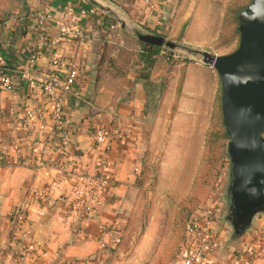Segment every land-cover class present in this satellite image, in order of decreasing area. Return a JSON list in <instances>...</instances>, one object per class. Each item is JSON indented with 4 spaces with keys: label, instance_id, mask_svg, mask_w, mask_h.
<instances>
[{
    "label": "crops",
    "instance_id": "0c3cea01",
    "mask_svg": "<svg viewBox=\"0 0 264 264\" xmlns=\"http://www.w3.org/2000/svg\"><path fill=\"white\" fill-rule=\"evenodd\" d=\"M191 1L153 0L151 7L144 8L142 0H0V56L13 79L11 90L0 91V157L5 160L0 166V264H19L16 247L10 241L13 222L9 215L16 208L25 213L20 241L46 244L44 253L32 257L29 264H60L65 260L103 264L108 252L98 245L102 227L116 225L120 232L114 235L118 239L122 227L125 229L138 214L139 172L134 168L142 169L146 156L156 155L161 148L181 72V96L162 166L163 177L168 164L181 168L182 179L170 181L176 191L185 192L181 198L188 193L201 162L217 98V73L205 65L170 59L161 50L144 76L126 60V54L143 49L138 34L187 43L191 26L182 35L181 30ZM67 4L76 9L80 35H69L54 47L52 41L59 35ZM92 7L97 9L94 16H81L80 9ZM44 10L51 12L52 19L43 31L47 36L44 49L30 65L40 84L30 88L14 71L26 65L41 44L36 15ZM113 23L117 29L108 36ZM131 26L138 29L135 34ZM55 55L62 59V79L73 56L77 55L81 64L78 82L63 96L62 128L70 134L65 155L59 150L58 138H46L59 127L51 120L52 101L42 90V83L53 75L50 62ZM58 93L59 89L55 90V95ZM29 108L39 110L40 115L25 128L22 120ZM99 125H110L114 130L105 169L113 183L94 199L92 213L68 215L75 179L68 174L58 176L55 165L63 163L67 172L79 167L94 173L104 158L92 138L93 129ZM35 141L40 143L35 146ZM23 159L28 164H21ZM40 162L46 164L41 166ZM186 174L189 184L182 190Z\"/></svg>",
    "mask_w": 264,
    "mask_h": 264
},
{
    "label": "rangeland",
    "instance_id": "374dc122",
    "mask_svg": "<svg viewBox=\"0 0 264 264\" xmlns=\"http://www.w3.org/2000/svg\"><path fill=\"white\" fill-rule=\"evenodd\" d=\"M182 1L179 0L178 4ZM251 1L192 0L188 16L183 24L184 31L191 26L187 35L188 42L184 43L181 39H170L186 47L172 49V53L175 55L173 59L175 61L188 60V62L198 65H205L209 70L216 72L213 67L202 61V57L198 53H191L188 49L209 51L218 55L233 52L238 47L240 40V33L239 35L234 33L236 24H238L237 29L239 27L238 15ZM120 26L119 24V28ZM130 29L134 34L138 31L135 26H131ZM164 48L167 49V47ZM221 93L222 85L218 76V102L219 100L221 102ZM175 109L173 116L176 112ZM172 121L173 117L171 121L168 119L163 134V139L166 134L168 136L166 141L171 136ZM229 141L230 139L225 140V143H214L213 149L204 159V164L198 165L191 187L183 198L181 196L185 192L176 191V187H173V183L170 181V179L178 177L182 179L181 168L168 164L165 166V177H163L162 155L165 152L164 148L162 153L159 149L160 151H157L156 155L148 154L143 160V174L137 180L140 195L138 214L124 227L125 229L122 227V235L117 239L116 247L108 251L106 258L103 259V264H173L180 259L186 247L187 235L184 227L186 219L191 217L193 221L202 223L205 216L214 220L212 226L217 233L215 235L216 242L210 250L202 255L199 261L217 259L213 264H247L248 259L242 256L241 252L238 255V252L249 247L255 233L262 231V236H264V215H260L256 219L254 225L240 241L232 240L231 229L225 221L227 209L225 194L230 171ZM205 142L206 133L204 147ZM195 177V187L192 189ZM188 184L189 180H187L186 174V178H183L181 182L182 190L187 189ZM176 186H178V182H176ZM258 257L263 259L259 264H264V252L258 253Z\"/></svg>",
    "mask_w": 264,
    "mask_h": 264
},
{
    "label": "water",
    "instance_id": "95a60500",
    "mask_svg": "<svg viewBox=\"0 0 264 264\" xmlns=\"http://www.w3.org/2000/svg\"><path fill=\"white\" fill-rule=\"evenodd\" d=\"M240 40L229 54L188 49L217 72L223 120L229 136L230 171L225 221L240 240L264 215V0H252L238 15ZM141 41L186 48L161 35L138 34Z\"/></svg>",
    "mask_w": 264,
    "mask_h": 264
},
{
    "label": "built area",
    "instance_id": "2783aa9c",
    "mask_svg": "<svg viewBox=\"0 0 264 264\" xmlns=\"http://www.w3.org/2000/svg\"><path fill=\"white\" fill-rule=\"evenodd\" d=\"M143 7L149 8L153 5V0H142ZM80 14L83 17H92L97 13V9L82 8ZM52 19V14L49 10H44L36 15V25L39 28L41 44L39 45L36 53L32 54L28 63L15 69L14 72L18 73L21 81H23L30 88H35L39 85V79L31 71V63L42 53L45 43L47 42V36L43 33L46 23ZM76 9L74 5L67 4L64 8L62 20L59 26V35L52 41L54 47L59 46L62 39L69 35L78 36L80 35L79 28L76 24ZM117 29V24L113 23L109 25L108 36H111ZM78 55V54H77ZM73 56L68 64L67 71L64 78L62 79L59 73L62 59L60 56H53L51 59V67L53 68V75L42 83V90L44 94L52 101L51 120L58 125L57 130L52 131L46 135L48 141H53L56 138L59 139V150L65 155L69 149L70 134L69 131L62 128L63 124V96L64 93H70L73 87L78 82L81 76V64L78 56ZM13 88V79L10 71L6 69V61L0 56V91L11 90ZM59 89V93L55 95V90ZM40 111L29 108L25 111L22 124L23 127H28L37 117H39ZM114 130L110 125H99L92 131V138L95 146L103 153L104 158L100 162V166L94 173L89 172L85 169L75 167L68 171L65 169L63 163L55 165V169L58 176L73 177L75 179L71 187V196L68 206V215L73 213H81L83 215H89L93 212V201L100 194H104L108 191L109 187L113 183L111 178L106 174V162L110 147L111 140L113 138ZM40 142L35 141L34 145H38ZM4 158L0 157V166L4 165ZM21 164H28V160H22ZM46 164L40 162L39 165ZM134 171L139 172V168L135 167ZM14 214V221L11 228L10 241L16 248L15 260L19 264H29L32 261V257L39 256L44 253L46 244L41 243L37 246L32 243H23L20 241L19 234L20 229L25 221V213L22 209L16 208L12 211ZM213 219L205 216L202 223L193 221L191 219L187 229V241L186 247L184 248L180 259L175 261L173 264H197L199 259L207 250L215 244V235L217 234L213 230ZM116 225L103 226L100 233L99 249L101 251H109L111 248H115L117 245V239L115 233H119ZM241 252V253H240ZM264 252V236L259 237V240L249 245L247 249L239 250L242 256H245L249 262L247 264H259L263 259H259L258 253ZM60 264H81L74 260H65Z\"/></svg>",
    "mask_w": 264,
    "mask_h": 264
},
{
    "label": "trees",
    "instance_id": "16d2710c",
    "mask_svg": "<svg viewBox=\"0 0 264 264\" xmlns=\"http://www.w3.org/2000/svg\"><path fill=\"white\" fill-rule=\"evenodd\" d=\"M236 22L238 23L237 19H236ZM237 25L238 24H236V28H235L234 33L239 35ZM184 28L185 27L183 26V28L181 30V35L184 32ZM161 50L164 51L165 55L167 57H169L170 59L174 58L173 56H175V55H174V53H172L173 52L172 49H169V48L165 49L164 47L144 43V47L142 50L134 51V52H128L126 54V60L131 64L132 67H134V69L138 70L142 75L147 76L149 74L151 68L153 67V65L156 62L157 54ZM185 62H188V60H185ZM183 81H184V73L181 74V78L179 80V84L177 87L176 100H175V103L173 104V107H172L173 110L171 109V112H170L169 117H168L169 121H171V118L173 117V111H174L175 107L177 106V102H178L179 96L181 94V88H182ZM216 135H219V136L217 137ZM167 139H168V136L166 134V136L163 139L162 144H161V148H160L161 153H162L164 146L166 145L165 143L167 142L166 141ZM225 140L226 141L229 140V137H228L227 130H226V127H225L224 122H223L221 102H220V100L218 102V98H216V102H215L214 109H213L212 116H211L210 125L206 131V142H205V147H204L205 151L202 154L200 166L204 164V159L206 158L208 152L213 149L214 143H221V142L225 143ZM142 174H143V166H142V169L139 170L138 179L140 176H142ZM195 182H196V177H195L192 189L195 187ZM9 219L12 222L14 221V214L13 213H11L9 215ZM190 221H191V217H189V219H186V222L184 225L185 233H187V229H188V226L190 224ZM262 234H263L262 231H260L257 234L255 233L254 238L251 239L249 245L258 241L259 237H263ZM74 261L79 262V263H83V260H74Z\"/></svg>",
    "mask_w": 264,
    "mask_h": 264
}]
</instances>
